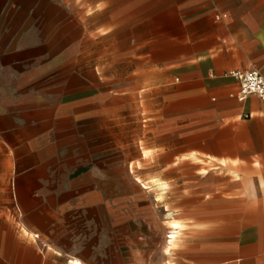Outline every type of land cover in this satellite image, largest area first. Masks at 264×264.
Wrapping results in <instances>:
<instances>
[{
	"label": "crops",
	"instance_id": "0c3cea01",
	"mask_svg": "<svg viewBox=\"0 0 264 264\" xmlns=\"http://www.w3.org/2000/svg\"><path fill=\"white\" fill-rule=\"evenodd\" d=\"M90 59L99 78L112 61L114 108L149 93L151 171L192 205L166 214L187 227L138 211L120 110L111 157L59 126L58 107H104L88 83L73 99ZM253 68L264 0H0V264H264V100L229 75Z\"/></svg>",
	"mask_w": 264,
	"mask_h": 264
},
{
	"label": "rangeland",
	"instance_id": "374dc122",
	"mask_svg": "<svg viewBox=\"0 0 264 264\" xmlns=\"http://www.w3.org/2000/svg\"><path fill=\"white\" fill-rule=\"evenodd\" d=\"M94 51L96 48L94 47ZM109 64V68L105 69V75L99 76L95 73V66L97 63L94 59L89 60L88 71L86 66L83 68L80 61H76L73 64V76L72 84L74 85L73 99L81 100L84 99V93L79 90L81 85L88 83L90 85V96L101 97L104 100V107H98L94 103L80 104L74 103L72 108L69 107H58V122L59 126L74 125V131L84 132L88 134V137L92 139L93 144L104 143L106 153L109 157L112 155V144L113 134L117 132V127H113L112 116L113 113L120 114L125 120L121 124V149L120 156L122 161V176L131 180L136 181V189L134 196L137 199L138 211L153 212L156 218L161 219L162 222L159 224L160 230H167L168 211H173L175 214L178 213V208L186 211H191L192 205H178L176 203L166 202L171 200L166 197L176 194L175 183H164L161 182V173L151 171L152 167L159 161L156 159L155 153L160 149H151L148 142L151 136V127L147 124L148 117L152 114V109L148 103V94L145 90L136 91V99L129 103L122 102L119 108L113 107L114 96L117 95L112 90L113 76H112V61H104ZM83 73V76L81 75ZM76 87V88H75ZM78 87V88H77ZM63 99V92L58 88L57 101L58 106L60 101ZM147 122H143V119ZM108 149V150H107ZM116 155V153H115ZM193 157L189 156L186 162H192ZM176 173H170L173 175ZM145 187L141 186L142 183ZM149 186H153L147 188ZM178 218V215H175ZM183 227H187L189 223H182ZM162 225V226H161ZM182 230H179V235L176 243L182 238ZM175 243V242H174Z\"/></svg>",
	"mask_w": 264,
	"mask_h": 264
},
{
	"label": "built area",
	"instance_id": "2783aa9c",
	"mask_svg": "<svg viewBox=\"0 0 264 264\" xmlns=\"http://www.w3.org/2000/svg\"><path fill=\"white\" fill-rule=\"evenodd\" d=\"M229 75L238 82L236 95L238 101H243L249 95H255L264 100V76L257 69L233 70L229 71Z\"/></svg>",
	"mask_w": 264,
	"mask_h": 264
},
{
	"label": "bare ground",
	"instance_id": "6f19581e",
	"mask_svg": "<svg viewBox=\"0 0 264 264\" xmlns=\"http://www.w3.org/2000/svg\"><path fill=\"white\" fill-rule=\"evenodd\" d=\"M139 182L142 183L141 185L144 187V183L141 182L140 179H139ZM180 223H181V222H180ZM180 223H179L177 220H171V221H170V224H169V227H170L171 229H172V228H173V229H174V228L176 229V228H178V227L181 226ZM181 224H182V223H181ZM176 230L178 231V229H176ZM172 231H173V230H172ZM177 233H178V232H177ZM171 234H172V235H170V236L172 237V239H170L169 242H171V241L176 237V235H175L174 232H172ZM170 236H169V238H171ZM170 246H171V245H170ZM172 246H173V245H172ZM172 246H171V247H172ZM171 247H170V248H171ZM166 250H167V249H166ZM75 264H80V263L75 262Z\"/></svg>",
	"mask_w": 264,
	"mask_h": 264
}]
</instances>
